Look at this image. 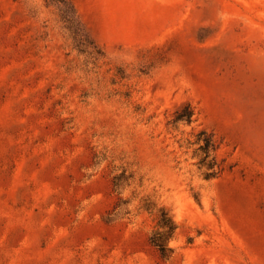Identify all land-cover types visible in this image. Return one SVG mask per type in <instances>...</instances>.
Here are the masks:
<instances>
[{
  "label": "rangeland",
  "instance_id": "obj_1",
  "mask_svg": "<svg viewBox=\"0 0 264 264\" xmlns=\"http://www.w3.org/2000/svg\"><path fill=\"white\" fill-rule=\"evenodd\" d=\"M67 1L96 60L54 6L0 0V264H264V0Z\"/></svg>",
  "mask_w": 264,
  "mask_h": 264
},
{
  "label": "trees",
  "instance_id": "obj_2",
  "mask_svg": "<svg viewBox=\"0 0 264 264\" xmlns=\"http://www.w3.org/2000/svg\"><path fill=\"white\" fill-rule=\"evenodd\" d=\"M46 4H50L57 10L60 21L63 27L68 32L72 39L73 47L81 53L96 60L102 55L101 50L89 37L84 27L80 23L75 10L67 0H44ZM193 111L186 104L181 109L174 112L173 117L168 121L172 126L178 123H190ZM194 141L188 142L190 145L195 144L196 147L192 152V156L197 157V168L202 170L201 174L205 179H210L217 176L222 171L221 163L217 162L215 151L218 147L217 142L211 133L205 130L198 131ZM176 225L171 216L164 209L159 210L157 219V228L148 237L149 244L156 250L158 256L162 260L169 257L172 248L168 242L173 237Z\"/></svg>",
  "mask_w": 264,
  "mask_h": 264
}]
</instances>
